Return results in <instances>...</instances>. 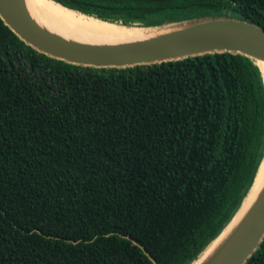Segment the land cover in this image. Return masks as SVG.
Returning <instances> with one entry per match:
<instances>
[{
  "label": "trees",
  "instance_id": "16d2710c",
  "mask_svg": "<svg viewBox=\"0 0 264 264\" xmlns=\"http://www.w3.org/2000/svg\"><path fill=\"white\" fill-rule=\"evenodd\" d=\"M50 1L124 27L233 19L264 30V0ZM263 155L251 58L79 66L0 20V264H192ZM243 264H264V236Z\"/></svg>",
  "mask_w": 264,
  "mask_h": 264
},
{
  "label": "water",
  "instance_id": "95a60500",
  "mask_svg": "<svg viewBox=\"0 0 264 264\" xmlns=\"http://www.w3.org/2000/svg\"><path fill=\"white\" fill-rule=\"evenodd\" d=\"M0 20L18 39L37 52L79 66L129 67L211 52L238 53L251 58L256 65L258 60L264 61V30L233 19L174 26V30L147 40L99 46L65 41L42 31L27 17L20 0H0ZM263 236L264 187L235 232L209 264H243Z\"/></svg>",
  "mask_w": 264,
  "mask_h": 264
},
{
  "label": "bare ground",
  "instance_id": "6f19581e",
  "mask_svg": "<svg viewBox=\"0 0 264 264\" xmlns=\"http://www.w3.org/2000/svg\"><path fill=\"white\" fill-rule=\"evenodd\" d=\"M27 17L42 31L65 41L84 45H120L147 40L152 29L124 27L63 8L50 0H20ZM264 83V61H257ZM264 187V158L254 176L252 185L238 211L220 234L211 241L192 264H209L235 232L258 199Z\"/></svg>",
  "mask_w": 264,
  "mask_h": 264
},
{
  "label": "rangeland",
  "instance_id": "374dc122",
  "mask_svg": "<svg viewBox=\"0 0 264 264\" xmlns=\"http://www.w3.org/2000/svg\"><path fill=\"white\" fill-rule=\"evenodd\" d=\"M175 27L174 26H163V27H158V28H154L152 29V34L153 35H159L162 33H166V32H170L172 30H174Z\"/></svg>",
  "mask_w": 264,
  "mask_h": 264
}]
</instances>
